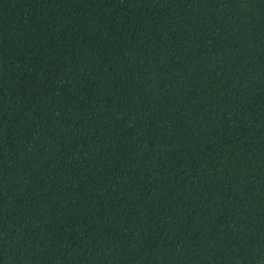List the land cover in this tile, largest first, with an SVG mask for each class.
Listing matches in <instances>:
<instances>
[{
  "label": "trees",
  "instance_id": "16d2710c",
  "mask_svg": "<svg viewBox=\"0 0 264 264\" xmlns=\"http://www.w3.org/2000/svg\"><path fill=\"white\" fill-rule=\"evenodd\" d=\"M0 264H264V0H0Z\"/></svg>",
  "mask_w": 264,
  "mask_h": 264
}]
</instances>
